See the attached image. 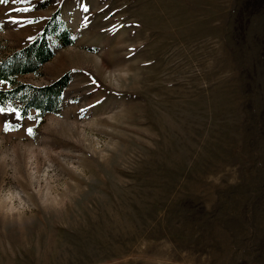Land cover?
<instances>
[{"label":"rangeland","instance_id":"374dc122","mask_svg":"<svg viewBox=\"0 0 264 264\" xmlns=\"http://www.w3.org/2000/svg\"><path fill=\"white\" fill-rule=\"evenodd\" d=\"M48 22L17 81L70 80L0 112V264H264V0H0V62Z\"/></svg>","mask_w":264,"mask_h":264},{"label":"trees","instance_id":"16d2710c","mask_svg":"<svg viewBox=\"0 0 264 264\" xmlns=\"http://www.w3.org/2000/svg\"><path fill=\"white\" fill-rule=\"evenodd\" d=\"M50 24L48 22L42 33L22 50L0 62V84L9 85L8 89H0V109L3 111L18 95L21 96L22 105L16 106V110L21 118L30 117L31 110L37 112V118L53 113L52 105L70 80V72L62 75L48 87L36 88L17 81V76L36 73L41 66L53 58L54 48L48 41L50 37H57L60 42L59 47L72 44L67 31L58 34L57 28L50 27ZM28 92H31V95H28Z\"/></svg>","mask_w":264,"mask_h":264},{"label":"bare ground","instance_id":"6f19581e","mask_svg":"<svg viewBox=\"0 0 264 264\" xmlns=\"http://www.w3.org/2000/svg\"><path fill=\"white\" fill-rule=\"evenodd\" d=\"M19 153H20V152H19ZM17 157H18V156H17ZM19 158H20V157H19ZM19 162H20V161H19ZM22 167H23V166H22ZM17 180H19V179H17ZM19 182H20V181H18V183H19ZM20 183H21V182H20ZM20 183H19V184H20Z\"/></svg>","mask_w":264,"mask_h":264},{"label":"snow or ice","instance_id":"6c2138e0","mask_svg":"<svg viewBox=\"0 0 264 264\" xmlns=\"http://www.w3.org/2000/svg\"><path fill=\"white\" fill-rule=\"evenodd\" d=\"M13 2H15V0H13ZM3 111V109H0V112H2Z\"/></svg>","mask_w":264,"mask_h":264}]
</instances>
